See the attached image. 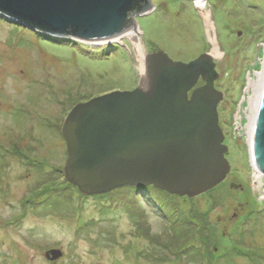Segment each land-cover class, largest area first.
I'll return each mask as SVG.
<instances>
[{
    "label": "rangeland",
    "instance_id": "obj_1",
    "mask_svg": "<svg viewBox=\"0 0 264 264\" xmlns=\"http://www.w3.org/2000/svg\"><path fill=\"white\" fill-rule=\"evenodd\" d=\"M158 1L165 10L150 0L152 11L135 17L143 58L161 50L188 62L208 53L194 1ZM204 1L221 52L220 64L212 58L214 88L222 93L217 115L230 175L192 198L151 186L83 195L65 181L67 113L79 102L134 89L142 77L137 53L125 37L90 45L0 15V264H264V196L254 195L248 142L233 116L264 40V0ZM168 195L186 219L156 205ZM176 220L183 228L169 227ZM157 242L163 251L153 249ZM50 250L61 255L47 258Z\"/></svg>",
    "mask_w": 264,
    "mask_h": 264
},
{
    "label": "water",
    "instance_id": "obj_2",
    "mask_svg": "<svg viewBox=\"0 0 264 264\" xmlns=\"http://www.w3.org/2000/svg\"><path fill=\"white\" fill-rule=\"evenodd\" d=\"M152 2L164 10L167 6ZM152 9L150 0H0V15L8 21L90 45L136 31L135 17ZM144 61V86L140 81L132 90L79 102L63 121L64 179L83 195L151 186L192 198L229 172L217 115L222 93L214 88L218 73L211 56L180 62L156 50ZM198 80L203 84L194 87ZM250 145L254 169L264 176V85ZM49 255L54 259L61 252L50 250Z\"/></svg>",
    "mask_w": 264,
    "mask_h": 264
},
{
    "label": "bare ground",
    "instance_id": "obj_3",
    "mask_svg": "<svg viewBox=\"0 0 264 264\" xmlns=\"http://www.w3.org/2000/svg\"><path fill=\"white\" fill-rule=\"evenodd\" d=\"M194 3L196 5V7L200 10V14L204 20L205 23V30H206V34H207V41L209 43V50L208 53L211 56V58L215 59V57H217V60L220 64V58H221V52L220 49L216 43V38H215V34H214V29H213V25L210 16V11L206 10L205 8V1L204 0H199V1H195ZM210 16V18H209ZM202 20V21H203ZM204 25V24H203ZM212 29V32L209 33ZM123 37L128 38L134 47L135 52L137 53L138 56V62H139V70L141 72V85H145L146 84V79H145V67H144V58L141 54V46L139 44V40H138V36H137V31H131L129 34H123L120 35L119 37L111 40L108 43H112V42H119ZM93 44V43H92ZM96 44H100V43H96ZM103 44V42H102ZM94 45V44H93ZM213 45V48H212ZM212 49V50H211ZM258 50V56H257V60H256V65L253 68V71L248 72L245 75V84L244 87L242 89L241 92V97H240V102H238L237 107H236V112L233 114L234 119H235V127L236 130L239 131L240 135H242L241 137H244V139L246 140V143L248 142V148H249V159H250V163H251V168L253 171L251 178L252 181V185H253V189H255L257 192H255V197L257 196V198L259 200L262 199V196H264V176H262L257 170L254 169V165L252 162V155H251V136H252V124H253V120H254V112L256 110V106H257V101H258V97L260 94V91L264 85V40L261 41L260 44H258L257 47ZM211 51V52H210ZM217 62V63H218ZM245 107V108H244ZM243 113L240 112V109H243ZM240 117H244L243 121H246L244 126H242V122H241V118Z\"/></svg>",
    "mask_w": 264,
    "mask_h": 264
},
{
    "label": "trees",
    "instance_id": "obj_4",
    "mask_svg": "<svg viewBox=\"0 0 264 264\" xmlns=\"http://www.w3.org/2000/svg\"><path fill=\"white\" fill-rule=\"evenodd\" d=\"M142 189H146V188H142ZM53 192H55V190H53V191H50L49 192V194L50 193H53ZM157 192V194H160L161 193V191L159 192V191H156ZM166 199H167V202L166 201H162V200H160V199H158V201H156L155 203H156V205L158 206V207H161V208H164V207H167L168 208V210H169V212H171L172 213V215L174 216V213H175V216L174 217H176V219L177 218H181L182 217V220H183V217H184V219H186V217H185V214H184V211L183 210H180L178 207H176L175 206V204L174 203H172V202H170L171 201V198H169V195L168 196H166ZM186 200H188V199H186ZM190 201V200H189ZM186 216H187V214H186ZM188 219V221H187V226L188 227H190V229H193V227L194 226H192V225H190V224H195V222L194 221H191L190 219H189V217L187 218ZM190 223V224H189ZM181 224V225H180ZM180 224L179 225H177V220H176V222L175 223H171V224H169V227L171 228V229H173V230H175L174 228H176V229H178L180 226L183 228V224H184V222L182 221V222H180ZM209 224H210V222H209ZM192 226V227H191ZM169 238H167V240L166 241H170V239L171 240H173V237L172 236H168ZM177 236L175 235V238H176ZM158 243V242H157ZM164 243H158V244H155V243H153V249H157V250H160V251H163V249H164V245H163ZM167 245V244H166ZM198 254H199V252H198Z\"/></svg>",
    "mask_w": 264,
    "mask_h": 264
},
{
    "label": "flooded vegetation",
    "instance_id": "obj_5",
    "mask_svg": "<svg viewBox=\"0 0 264 264\" xmlns=\"http://www.w3.org/2000/svg\"><path fill=\"white\" fill-rule=\"evenodd\" d=\"M229 175H230V174H229V172H228L227 175H226V178L224 179V181L228 180ZM231 184H235V183H233V182L230 181V183L228 184L229 189H231ZM235 185H236V184H235ZM237 185H239V184H237ZM240 187H241V186L239 185V188H237V190L239 189L240 192H242L243 189H242V187H241V189H240ZM239 209H240V207H236L235 209H233L232 212L234 213L235 216L238 214L237 211H240ZM210 224H212V222H210Z\"/></svg>",
    "mask_w": 264,
    "mask_h": 264
}]
</instances>
